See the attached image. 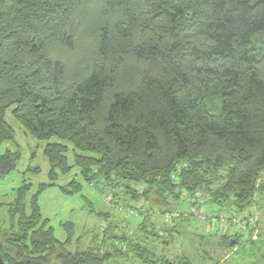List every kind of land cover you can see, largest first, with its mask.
<instances>
[{"label":"trees","instance_id":"trees-1","mask_svg":"<svg viewBox=\"0 0 264 264\" xmlns=\"http://www.w3.org/2000/svg\"><path fill=\"white\" fill-rule=\"evenodd\" d=\"M9 110L46 144L51 170L30 200L32 184L15 190L7 225L0 218L5 264H194L156 253L190 233L188 218L159 228L147 215L144 238L112 227L74 251L77 226L67 222L66 240L57 238L41 197L79 169L86 184L103 182L160 216L183 203L182 191L202 194L203 209L250 212L264 199V0H0V149L16 147L0 154V178L22 160ZM81 189L77 180L60 187ZM253 234L251 246L263 238ZM191 236L215 241L217 259L210 250L204 259L224 264L244 232Z\"/></svg>","mask_w":264,"mask_h":264},{"label":"rangeland","instance_id":"rangeland-1","mask_svg":"<svg viewBox=\"0 0 264 264\" xmlns=\"http://www.w3.org/2000/svg\"><path fill=\"white\" fill-rule=\"evenodd\" d=\"M7 113L6 120L16 132V141L18 146L21 147L22 160L18 164L15 172L5 176L4 178H0V218L3 225H7L8 223L9 217L7 205L14 201L16 197L15 190H17L24 183L32 184L34 188L28 199L30 200L31 196L37 192L38 187L41 184H50L48 175L51 170L49 168L48 159L44 155L46 144L40 142L38 143L34 138L27 135L22 126L14 120L12 110H9ZM9 149L15 151L16 147H13L10 143H5L0 149V154H3ZM68 157L70 164L73 165L74 156L70 153ZM35 169H39V173H36ZM75 180L82 185V189L75 195H66L60 191V187H64ZM141 188L142 186L138 189ZM116 197L112 190H108L107 193L103 182H99V184L94 185L86 184L80 175V170L75 169L70 176L61 177L57 187H52V189L46 191V193H44L41 197L40 204L42 206L43 216L50 220V226L55 228L57 238L63 241L66 240V232L63 225L67 222H72L75 226H77L75 233L76 243L73 247L74 251L76 247L77 249H88L91 246H94L98 240L101 241V239H103L105 230H110L112 227V230H110V234L112 235L116 234L121 236L123 235V232H125V234L129 235L131 238L135 236L144 238V235L141 234L139 228L140 225H142L144 219L143 217L147 215L152 216L153 221L158 224L159 228L163 226L170 227L173 225L172 222L174 219L170 223H165L164 216L153 213L152 211L154 210L150 211L149 206L145 205V203L131 202L130 204H127L124 202L123 195L122 197L120 195L118 196L121 200ZM261 197L262 196L258 195L257 201L252 205L250 212H246L244 215L240 216L237 215L234 219L236 221H241L244 216L247 217L249 213L253 212L255 214V218L258 219L262 225L261 228L258 227L257 231L259 232L257 235L253 234L252 241L257 243V239H260L259 233H262V242L259 240L257 245L251 246L250 243H248V233L244 232V238L241 240L238 247L233 249V252H230V257L224 264H264V231H261L264 228V212L260 211L261 208L258 207V205L261 206L259 203H261L262 207H264V199ZM202 200L203 202H199L198 200L192 199L193 202L188 200L185 201V203L183 201L180 205L175 204L173 206V208L175 207V211L178 212V216L191 220L192 223L190 225L192 228H190V233L187 234L188 231H185L184 229L182 230V226L180 225V228L178 225V229L182 230L180 234L181 236L183 235V237L176 239L175 243L171 244L168 249H163V247L160 246L159 250H156L158 256L162 254L172 260L177 258V256H181L183 253H186L188 257L192 258L194 264H212L210 259L206 260L203 256V252L206 253L210 250L211 256L214 259H217L218 256L214 253L216 252L217 246L215 241H207L206 243L200 242L198 238H193L191 236L194 234V231H197L200 234L208 235L219 232L218 229L221 225L219 222L216 227L212 226L209 230L206 225L204 226L197 221L200 214H217V210L216 212L211 211L209 209L210 207H205L203 209L202 205L207 200ZM112 204H114L115 207H113ZM132 206L138 209L143 207L144 212H140L138 214L135 213L137 215L128 218L126 217L125 212H118V208L127 209ZM101 213L109 214L106 215V218L103 216H97ZM195 214L197 216H195ZM112 220L114 222H112ZM178 220L181 219L178 218ZM223 232H225L223 234H227V232L230 234L240 233L238 228L231 226ZM160 233L163 234V232ZM149 240L151 242V239ZM200 247H202V251L200 250ZM130 259L131 260L128 261H126V259L122 260L120 261V264H142L138 258L136 259L131 256Z\"/></svg>","mask_w":264,"mask_h":264},{"label":"built area","instance_id":"built-area-1","mask_svg":"<svg viewBox=\"0 0 264 264\" xmlns=\"http://www.w3.org/2000/svg\"><path fill=\"white\" fill-rule=\"evenodd\" d=\"M173 179H174L176 185L180 184V179H179L177 174L173 175ZM144 189L145 188H143V187L141 189H138L139 194H143L144 193ZM180 194H181V199L184 202L188 201V200L192 201V199L198 200L199 202H203L202 194H200V193H198L196 195V197H194V198L193 197L191 198L189 195H187L186 192H183V191L180 192L179 195ZM118 212H120V213L125 212L126 213V217L128 218V217H131V216H135L138 213L144 212V211H143V207L141 209H138V208L132 206V207L127 208V209H125V208L124 209H119L118 208ZM135 213H137V214H135ZM177 214H178L177 211L170 212V213L166 214L164 216L165 223H170V222H172L173 219L180 217ZM195 216H197V215L195 214ZM197 221L200 224L204 225V226L206 225L209 230L211 229L212 226L216 227L217 223L219 222V224H221V225H220V228L218 229V231L221 234L225 233L223 231H226L228 229V227H230V226L234 227V228H238L239 232L241 230L243 232L249 233V230L250 231L253 230L255 235H257V233L259 232V231H257V229H258L257 225H258L259 221H258V219L255 218V216H251L250 220L236 221L232 216H230L229 213L226 214V213H218L217 212V214H213V215H207L205 213V214H200L198 216V218H197Z\"/></svg>","mask_w":264,"mask_h":264},{"label":"crops","instance_id":"crops-1","mask_svg":"<svg viewBox=\"0 0 264 264\" xmlns=\"http://www.w3.org/2000/svg\"><path fill=\"white\" fill-rule=\"evenodd\" d=\"M107 214H109V213H101V214H98L97 216H99V217H100V216H101V217L103 216V217L106 218V215H107ZM110 215H111V214H110ZM112 222H114V221L112 220ZM164 222H165V221H164ZM227 233H228V232H227ZM220 235H221V233H220Z\"/></svg>","mask_w":264,"mask_h":264},{"label":"water","instance_id":"water-1","mask_svg":"<svg viewBox=\"0 0 264 264\" xmlns=\"http://www.w3.org/2000/svg\"><path fill=\"white\" fill-rule=\"evenodd\" d=\"M0 264H5L1 257H0Z\"/></svg>","mask_w":264,"mask_h":264}]
</instances>
